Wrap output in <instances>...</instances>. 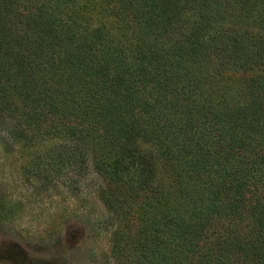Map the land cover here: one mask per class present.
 I'll list each match as a JSON object with an SVG mask.
<instances>
[{
	"label": "trees",
	"instance_id": "1",
	"mask_svg": "<svg viewBox=\"0 0 264 264\" xmlns=\"http://www.w3.org/2000/svg\"><path fill=\"white\" fill-rule=\"evenodd\" d=\"M14 100L103 182L113 264H264V0H0Z\"/></svg>",
	"mask_w": 264,
	"mask_h": 264
},
{
	"label": "rangeland",
	"instance_id": "2",
	"mask_svg": "<svg viewBox=\"0 0 264 264\" xmlns=\"http://www.w3.org/2000/svg\"><path fill=\"white\" fill-rule=\"evenodd\" d=\"M23 110L0 102V264H113L114 226L104 228L97 197L103 182L93 171L81 174L83 160L61 150L69 145L62 134L21 133Z\"/></svg>",
	"mask_w": 264,
	"mask_h": 264
}]
</instances>
